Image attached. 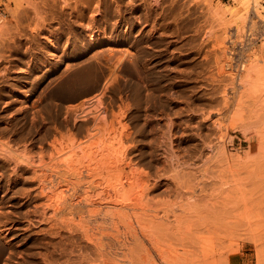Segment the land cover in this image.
Wrapping results in <instances>:
<instances>
[{
  "label": "rangeland",
  "instance_id": "obj_1",
  "mask_svg": "<svg viewBox=\"0 0 264 264\" xmlns=\"http://www.w3.org/2000/svg\"><path fill=\"white\" fill-rule=\"evenodd\" d=\"M240 1L2 0L0 140L43 162L77 143L86 170L0 166V264H264V109L238 83L252 54L264 71V0ZM96 53L97 88L65 99Z\"/></svg>",
  "mask_w": 264,
  "mask_h": 264
},
{
  "label": "bare ground",
  "instance_id": "obj_2",
  "mask_svg": "<svg viewBox=\"0 0 264 264\" xmlns=\"http://www.w3.org/2000/svg\"><path fill=\"white\" fill-rule=\"evenodd\" d=\"M242 1V5H244L245 7H247L248 5H254L255 6V3H256V0H241ZM240 1V2H241ZM9 5V4H8ZM254 6H252V7H254ZM252 7H251V9H252ZM10 8V7H9ZM248 8V7H247ZM11 9V8H10ZM254 9V8H253ZM256 10H257V17H258V13H260V12H258V9L257 8H255ZM254 9V10H255ZM248 10V9H247ZM256 14V13H255ZM261 14V13H260ZM3 16H5V15H3ZM3 16H1L0 17V29L3 27L2 25L3 24H5L4 23V17ZM259 17H261V16H259ZM6 22V21H5ZM5 26V25H4ZM77 39H78V36H77ZM263 42V41H262ZM260 47H261V44H260ZM259 47V48H260ZM263 48V47H262ZM261 48V49H262ZM263 51H264V49H263ZM127 52L128 51H126V54H127ZM130 52V51H129ZM125 53V51L123 50V54ZM132 53V52H131ZM122 53H121V55H123ZM126 54H125V57H130V55H127L126 56ZM130 54V53H129ZM250 56V55H249ZM248 56V57H249ZM121 57V56H120ZM120 57H119V59L117 60V62L115 61V64H116V66H114L112 69H110V73H109V76L108 77H106V79H105V82H104V85H103V88L105 89V88H107V86H108V84L112 81V80H114L115 79V76H117L118 74H119V72L121 73L122 72V70H124V69H122V66L120 67V65L122 64V63H120L121 62V60H123V62L126 60V59H128V61H129V59L130 58H126L125 59V57H123L122 56V58L123 59H120ZM134 57V56H133ZM247 57V58H248ZM125 59V60H124ZM132 59V58H131ZM134 59V58H133ZM132 59V60H133ZM119 60H120V62H119ZM131 61V60H130ZM114 62V61H113ZM131 62H133L134 63V61H131ZM130 62V63H131ZM247 62V61H246ZM246 62H244V63H246ZM74 64V63H73ZM124 64H126V63H123V67L124 66H126V65H124ZM224 65L223 66H225L226 64L225 63H223ZM133 65V64H132ZM72 66V67H71ZM102 63H101V60H100V56L96 53V54H92V55H90V56H88L86 59H84V60H82L81 59V61H76V63L74 64V65H69L68 66V68H66V71L67 72H69V73H67L66 71H64V72H66L67 73V75L65 74V78H63L62 80H61V78L60 77H56L55 79H57V78H60V82H58V86H55V87H58V88H61V90L62 91H66V92H64L63 94H64V96H65V99H67V100H69V99H75V98H77V97H79V96H82V95H84L85 93H87V92H89V91H91V90H93V89H95V88H97V86H98V80H100L102 77H104V74L102 73L103 72V69H102ZM135 66V65H134ZM71 67V68H70ZM127 67V66H126ZM241 69H242V72L238 75V83H239V86H241V87H244L243 88V90L242 91H245L246 92V94L248 95V96H250V97H252L253 98V103H254V105H255V107L256 108H258V109H264V71L262 70V69H260V67L258 66V64H257V61H256V59L253 57V54H252V56L251 57H249V59H248V63L247 64H241ZM126 72V71H125ZM124 72V73H125ZM118 73V74H117ZM123 73V72H122ZM61 74V73H60ZM60 74H58L59 76H61ZM64 74V73H63ZM117 74V75H116ZM59 81V80H58ZM144 81V80H143ZM142 83V82H141ZM144 83V82H143ZM75 86H81L80 87V90L78 91V92H68L72 87H75ZM81 88H82V91H81ZM68 90V91H67ZM73 93H75L74 95H73ZM69 94V95H68ZM73 95V96H72ZM100 98V97H99ZM98 97H97V99H99ZM263 123H264V121H263ZM238 128H240V127H238ZM240 130H242V133L244 134V135H246L247 137H248V139H250V142H249V144H248V146H247V151L249 152L250 150H252V148H253V142H252V133L251 132H253V131H255V129L254 128H250L249 126H242L241 128H240ZM263 130H264V125H263ZM21 133V132H20ZM77 148L78 147V145H77V143L76 144H74V145H72L71 146V148L67 151V153H66V151L65 152H63V154L62 155H64V153H66V159H65V157L64 158H62L61 159V162H60V159H59V157H60V153H58V154H55L54 153V155L52 154L51 156H49L48 158L49 159H47V160H49L48 162H46V160H44L45 162H43V160H42V157L41 156H33V155H29L28 154V152H27V150L26 151H24L25 149H20V147L17 145V141H16V139H12V140H0V166H3L4 164H12L13 163V166H12V172H13V176L15 177V180H18L19 179V177H21L23 174V171H24V169L25 168H30L31 170H33V173L34 174H39V175H37L38 177H40L39 179H41V182H47V181H49V180H46L45 181V179L43 178L44 177V175H45V171L43 172V168H45L46 167V169L47 170H49L50 169V173H51V171H52V173H54V175L56 174L57 175V177H62V175H64L65 174V176L67 175V173H63V172H66V170H67V172H72V173H75L76 174V176L77 175H79V176H82L81 174L82 173H84L83 171H84V169L86 170V168L84 167V169H83V171H81V169H80V166L83 164V160H82V162H81V159L78 157V155H79V153H78V151L76 152V150H74V148ZM23 148H27V147H23ZM82 148L83 147H80V149L82 150ZM259 148H260V150L262 151H264V145L263 144H260L259 145ZM62 150V149H61ZM58 152H59V150H58ZM94 153H96V154H99V152L97 153L96 151H94ZM85 154V153H84ZM83 154V155H84ZM89 154V157L88 158H90V159H87V155ZM87 155H85L84 156V158L86 157V159L87 160H91L92 158H93V156H92V152L91 153H88ZM101 154V153H100ZM68 155V156H67ZM83 155H82V157L81 158H83ZM90 155L92 156V158L90 157ZM80 156V155H79ZM97 156V155H96ZM95 157V156H94ZM65 159V160H64ZM96 159V158H95ZM86 163H88L87 161H86ZM89 163H90V161H89ZM88 165V164H87ZM64 168V171H62L63 170V168ZM81 167H83V165L81 166ZM59 168H61V169H59ZM73 169V170H72ZM70 170V171H69ZM74 171V172H73ZM82 173H81V172ZM48 172V171H47ZM46 172V173H47ZM70 172V173H71ZM44 173V174H43ZM71 173V174H72ZM81 173V174H80ZM48 174V173H47ZM62 174V175H61ZM74 174V175H75ZM51 175V174H50ZM49 175V176H50ZM56 175L54 176V178H53V180L55 179V177H56ZM12 176V177H13ZM47 176V175H46ZM45 176V177H46ZM70 176H72V175H70ZM75 176V177H76ZM79 176H77L78 178V181H79V179L80 178H82V177H79ZM52 177V176H51ZM69 177V176H68ZM48 179H50V177H47ZM73 178V177H72ZM38 179V180H39ZM52 179V178H51ZM57 179V178H56ZM63 179V178H62ZM65 179H66V177H65ZM64 179V180H65ZM69 178H67V180H68ZM64 180H62V181H64ZM74 180H76L75 178L73 179V181L72 182H74ZM80 180H82V179H80ZM40 181V180H39ZM55 181V180H54ZM69 181V180H68ZM77 181V180H76ZM75 181V184L77 185V183L78 182H76ZM51 181H49L48 183H50ZM56 182H57V180H56ZM58 182H59V180H58ZM58 182H57V184H58ZM70 182V181H69ZM68 182V183H69ZM66 183V182H65ZM46 184V183H45ZM54 184V183H53ZM53 184H51L50 183V185H53ZM63 184H64V182H63ZM75 184H73L74 186H75ZM49 184H47V185H42V189H44V188H51L52 186H50ZM69 185H71V184H69ZM58 185H56V187H57ZM60 186H62V185H60ZM59 186V187H60ZM80 186V185H79ZM55 187V188H56ZM68 187V186H67ZM69 187H72V186H69ZM76 187V186H75ZM77 187H78V185H77ZM58 188V187H57ZM61 189H63V188H61ZM67 190L69 189V188H66ZM75 189V188H74ZM77 189V188H76ZM58 190V189H57ZM60 190V189H59ZM65 190V189H64ZM64 190H63V192H64ZM71 190V189H70ZM73 190V189H72ZM59 192H61L62 194H64L63 192H62V190L61 191H59ZM58 192V193H59ZM62 195H60V193L56 196V198H55V200L53 199V201L52 200H50V201H52L51 203H49V201H48V203H47V205L50 207L51 205L53 206V209L52 210H54V204H56V210L58 209L57 207H59L60 206V204H61V200H62V198H61V200H60V197H61ZM65 196V195H64ZM70 196V195H69ZM66 197V196H65ZM66 199V198H65ZM70 199V198H69ZM67 201H68V199H67ZM70 201V200H69ZM68 201V202H69ZM66 203V202H65ZM64 203V204H65ZM71 203H72V201H71ZM73 203H74V201H73ZM78 204V203H77ZM68 205H70V204H68ZM72 205V204H71ZM74 205V204H73ZM76 205V204H75ZM61 206H63V202H62V205ZM67 207V206H66ZM72 208H73V206H71ZM75 207V206H74ZM77 207V206H76ZM112 207H114L113 205H112ZM62 208H64L65 209V207H62ZM78 208V207H77ZM71 209V208H70ZM69 209V207H68V209L66 208V210H70ZM59 210H60V207H59ZM75 210H77V209H75ZM74 210V211H75ZM64 211V210H63ZM78 211V210H77ZM54 213H57L56 211H53ZM59 212V211H58ZM68 212H70V211H68ZM63 213V212H62ZM64 213H66V212H64ZM75 213V212H74ZM70 214V213H69ZM72 214H73V212L70 214L71 215V217H73L72 216ZM74 215V214H73ZM5 231V230H4ZM6 237V236H5ZM159 253H160V251H159Z\"/></svg>",
  "mask_w": 264,
  "mask_h": 264
},
{
  "label": "crops",
  "instance_id": "obj_3",
  "mask_svg": "<svg viewBox=\"0 0 264 264\" xmlns=\"http://www.w3.org/2000/svg\"><path fill=\"white\" fill-rule=\"evenodd\" d=\"M262 192H263V196H264V171L262 173ZM260 194L257 192V196H259ZM262 203V204H261ZM260 211H261V215H260V218H259V223L258 224H255V228L254 229H257L258 227L264 229V198L263 200L260 202ZM262 237L264 238V234L262 235ZM263 243H264V239L262 240Z\"/></svg>",
  "mask_w": 264,
  "mask_h": 264
},
{
  "label": "built area",
  "instance_id": "obj_4",
  "mask_svg": "<svg viewBox=\"0 0 264 264\" xmlns=\"http://www.w3.org/2000/svg\"><path fill=\"white\" fill-rule=\"evenodd\" d=\"M1 7H2V0H0V17L5 15Z\"/></svg>",
  "mask_w": 264,
  "mask_h": 264
}]
</instances>
